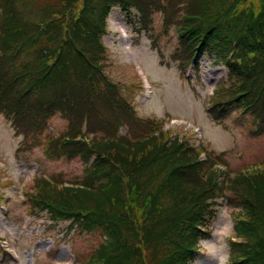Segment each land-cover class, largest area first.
Here are the masks:
<instances>
[{"label": "trees", "instance_id": "16d2710c", "mask_svg": "<svg viewBox=\"0 0 264 264\" xmlns=\"http://www.w3.org/2000/svg\"><path fill=\"white\" fill-rule=\"evenodd\" d=\"M115 5L138 13L146 32L155 13L174 23L175 12L182 63L202 51L226 65L209 112L225 122L234 110L253 134L264 132V0H0V113L24 156L52 136L61 114L67 128L48 139L47 153L84 166L72 186L40 178L25 190L29 213L51 220L41 235L62 221L100 235L87 264H193L226 202L235 216L230 263L264 264V157L258 171L223 173L216 164L225 152L200 161L161 121L135 116L104 74ZM81 134L88 139L75 140Z\"/></svg>", "mask_w": 264, "mask_h": 264}, {"label": "rangeland", "instance_id": "374dc122", "mask_svg": "<svg viewBox=\"0 0 264 264\" xmlns=\"http://www.w3.org/2000/svg\"><path fill=\"white\" fill-rule=\"evenodd\" d=\"M172 14L175 24L155 13L153 29L146 32L149 25L145 28L139 23L138 13L113 7L104 36L108 48L106 73L118 82L121 94L135 107L138 112L135 116L140 120L148 117L161 121L169 139L186 142L203 158L206 153L225 152L226 167L232 171L248 173L262 169L264 132L253 134L248 119L241 118L234 110L224 113L225 122L223 116L216 119L208 110L218 81L226 76V65L207 54H202L194 73L192 64L182 63L181 48L177 51L181 33L176 26L181 21L175 12ZM143 77L151 84L152 98L141 95ZM67 125L61 114H55L50 121L54 129V134L51 129L50 137L61 135ZM190 126L203 129L198 135L204 136L200 152L192 145L197 146L200 138L197 139L196 129ZM124 131L125 128L120 127L119 133ZM20 139L0 113V197L6 196L0 201V248L6 247L13 252L8 256L9 262L5 263L0 249V264H87L89 257L86 256L98 244L100 235L90 237L79 233L75 225L69 229L70 223L64 222L57 224L51 235L43 236L50 218L45 211L30 214L25 201V190L35 185L37 179L56 177L62 182L74 183L84 174L82 160L51 157L47 153L48 139L24 156L25 148L20 147ZM234 224L231 208L226 203L218 206V216L210 225L212 237L200 242L193 264H231ZM34 232L39 234L37 238L33 236Z\"/></svg>", "mask_w": 264, "mask_h": 264}]
</instances>
